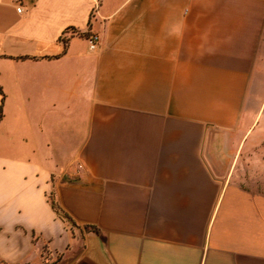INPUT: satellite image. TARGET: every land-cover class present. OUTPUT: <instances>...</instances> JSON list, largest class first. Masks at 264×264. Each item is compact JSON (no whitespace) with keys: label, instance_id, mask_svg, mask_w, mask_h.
I'll list each match as a JSON object with an SVG mask.
<instances>
[{"label":"crops","instance_id":"1","mask_svg":"<svg viewBox=\"0 0 264 264\" xmlns=\"http://www.w3.org/2000/svg\"><path fill=\"white\" fill-rule=\"evenodd\" d=\"M21 4L0 0V264H264V0Z\"/></svg>","mask_w":264,"mask_h":264},{"label":"trees","instance_id":"2","mask_svg":"<svg viewBox=\"0 0 264 264\" xmlns=\"http://www.w3.org/2000/svg\"><path fill=\"white\" fill-rule=\"evenodd\" d=\"M67 31H72V33L75 32V30L73 28H69L67 29ZM60 42L65 45L67 43V38H62L60 39ZM50 203L52 206L53 211L59 216V218L65 222H67L68 224H70L72 227H75V223H73L71 221V219L60 209V206L53 201V198L50 197Z\"/></svg>","mask_w":264,"mask_h":264},{"label":"built area","instance_id":"3","mask_svg":"<svg viewBox=\"0 0 264 264\" xmlns=\"http://www.w3.org/2000/svg\"><path fill=\"white\" fill-rule=\"evenodd\" d=\"M13 4L16 6V10L18 12L22 11V4L21 0H12ZM99 36L95 34H91L87 38V44H88V49L90 51L96 49L97 44H98Z\"/></svg>","mask_w":264,"mask_h":264}]
</instances>
